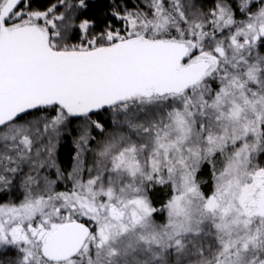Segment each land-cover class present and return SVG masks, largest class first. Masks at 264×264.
<instances>
[{
  "label": "snow or ice",
  "instance_id": "snow-or-ice-1",
  "mask_svg": "<svg viewBox=\"0 0 264 264\" xmlns=\"http://www.w3.org/2000/svg\"><path fill=\"white\" fill-rule=\"evenodd\" d=\"M0 264H264V0H0Z\"/></svg>",
  "mask_w": 264,
  "mask_h": 264
}]
</instances>
